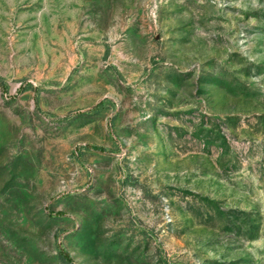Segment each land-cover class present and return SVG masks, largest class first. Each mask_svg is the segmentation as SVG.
<instances>
[{"label": "rangeland", "instance_id": "374dc122", "mask_svg": "<svg viewBox=\"0 0 264 264\" xmlns=\"http://www.w3.org/2000/svg\"><path fill=\"white\" fill-rule=\"evenodd\" d=\"M0 264H264V0H0Z\"/></svg>", "mask_w": 264, "mask_h": 264}]
</instances>
